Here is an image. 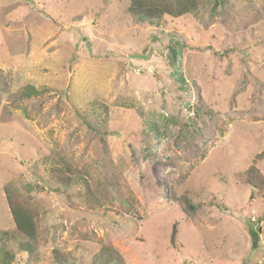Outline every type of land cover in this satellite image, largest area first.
<instances>
[{"label": "rangeland", "instance_id": "374dc122", "mask_svg": "<svg viewBox=\"0 0 264 264\" xmlns=\"http://www.w3.org/2000/svg\"><path fill=\"white\" fill-rule=\"evenodd\" d=\"M190 3L140 22L129 0H0V231L5 188L39 214L17 264L103 246L124 264H264V188L243 181L264 178V0ZM61 158L100 206L56 185Z\"/></svg>", "mask_w": 264, "mask_h": 264}, {"label": "trees", "instance_id": "16d2710c", "mask_svg": "<svg viewBox=\"0 0 264 264\" xmlns=\"http://www.w3.org/2000/svg\"><path fill=\"white\" fill-rule=\"evenodd\" d=\"M128 11L140 22H151L160 19L165 14H186L193 10L190 0H175L171 4L161 0H129ZM174 6V9L170 6ZM173 52V60H174ZM86 113V112H84ZM80 117V112H77ZM82 119L86 121L87 115L82 114ZM264 155V153L262 154ZM264 157V156H263ZM62 166L53 164L50 168L51 178L56 185L69 188L71 186H83L86 190V196L93 206H100L98 200L90 192L87 179L84 174L76 168H73L70 162L61 158ZM243 179L244 183L255 190L264 188V178L258 170H252L246 173ZM6 200L14 228L10 231H0V264H17L22 261V255H26V262L36 259V247L39 239V214L35 207L21 198L16 192L5 188ZM187 205H190L187 198H184ZM191 207V206H189ZM192 206L191 210L194 211ZM177 236V225H173L171 233V242L175 244ZM77 259L71 252L62 251L54 248L52 252V261L55 264H73ZM89 264H124L121 255L111 246H103L101 249L91 255Z\"/></svg>", "mask_w": 264, "mask_h": 264}]
</instances>
